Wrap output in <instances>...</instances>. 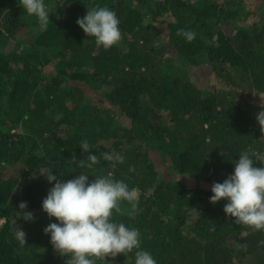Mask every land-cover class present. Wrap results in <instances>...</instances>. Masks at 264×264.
Returning a JSON list of instances; mask_svg holds the SVG:
<instances>
[{
	"label": "trees",
	"instance_id": "16d2710c",
	"mask_svg": "<svg viewBox=\"0 0 264 264\" xmlns=\"http://www.w3.org/2000/svg\"><path fill=\"white\" fill-rule=\"evenodd\" d=\"M243 4L64 0L30 39L36 17L0 0V264H67L43 231L56 222L42 210L49 171L62 181L111 173L135 188L136 214L124 202L114 218L139 229L157 264H264V231L234 223L223 199L209 201L240 154L264 167V104L251 103L264 98V0ZM96 6L121 21V40L107 50L76 23ZM84 140L99 157L91 169ZM126 255L97 264H134Z\"/></svg>",
	"mask_w": 264,
	"mask_h": 264
},
{
	"label": "clouds",
	"instance_id": "9594fccd",
	"mask_svg": "<svg viewBox=\"0 0 264 264\" xmlns=\"http://www.w3.org/2000/svg\"><path fill=\"white\" fill-rule=\"evenodd\" d=\"M19 5L28 15L36 17L40 32L48 29L50 11L45 0H19ZM76 23L105 50L121 40V21L107 6L87 9L86 15ZM178 32L188 41L196 35L191 30L178 29ZM256 118L264 130V109ZM80 148L87 153L86 167L93 168L99 157L89 151L87 140L81 142ZM103 156L105 160L113 159L109 153ZM123 159V156L118 157L119 162ZM129 170L135 171L134 167ZM43 175L49 183H55L42 200V210L50 218H56V222L49 223L43 231L49 234L54 250L61 256H68L67 264H97V260H105V257L132 252L134 264H157L151 252L141 247L139 229L114 218L116 214H124L121 208L124 202L130 205L126 214H136L138 195L135 188H130L124 180L115 179L111 173L94 175L95 179L89 180L88 173L80 172L67 181H62L52 171ZM211 193L209 201L215 204L223 199V211L234 218V223L264 231V167H255L248 152L239 155L234 171L223 182H213ZM19 207L25 209L27 202L22 201ZM23 215L26 220L33 219L30 212ZM16 239L25 244L26 233L20 228H17Z\"/></svg>",
	"mask_w": 264,
	"mask_h": 264
},
{
	"label": "rangeland",
	"instance_id": "374dc122",
	"mask_svg": "<svg viewBox=\"0 0 264 264\" xmlns=\"http://www.w3.org/2000/svg\"><path fill=\"white\" fill-rule=\"evenodd\" d=\"M45 2L47 3L48 7H49V11H50V16H52L54 13V11L52 10V8H54V6L56 5V3H61L63 4L64 3V0H45ZM253 4H256V0H244V9L247 11H249V9H253L252 7H250L251 5ZM253 21H255V19L253 20L252 18L247 21L248 24L252 23ZM24 31H25V28H24ZM39 26L37 25L36 21L34 20V23H33V28L31 29V32H30V39H34L39 33ZM24 45L25 44H18L16 45L15 44V47L14 49L17 50L18 52H23L25 51L27 48H24ZM50 69L52 67H49ZM199 73H196V75H198ZM244 96H246V94H243ZM93 97L94 98H97L98 95L96 92H94L93 94ZM251 103L254 104V105H258V106H261L262 104H264V98L260 97V98H255L253 96V98L251 99ZM165 118H166V115H165ZM4 224V220H1L0 221V227Z\"/></svg>",
	"mask_w": 264,
	"mask_h": 264
}]
</instances>
